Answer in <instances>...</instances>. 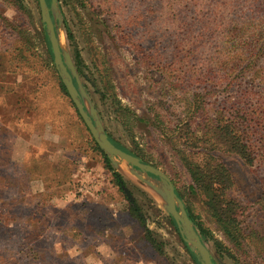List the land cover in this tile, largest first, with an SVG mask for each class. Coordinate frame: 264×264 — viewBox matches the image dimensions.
Returning a JSON list of instances; mask_svg holds the SVG:
<instances>
[{"label": "rangeland", "instance_id": "rangeland-1", "mask_svg": "<svg viewBox=\"0 0 264 264\" xmlns=\"http://www.w3.org/2000/svg\"><path fill=\"white\" fill-rule=\"evenodd\" d=\"M45 1L61 48L74 65L86 109L93 107L104 133L121 149L143 152L146 164L171 181L185 209L219 238L203 197L168 151L174 129L154 122V114L169 105H162L167 101L161 94L167 92L169 99L177 95L175 73L164 63H148L156 53L168 61L173 56L172 32L161 26L160 0H55L53 10L51 0ZM23 5L25 10L17 11L12 0H0V264H199L166 211L159 180L115 158L114 167L161 253L145 241L143 227L131 216L61 88L37 0H23ZM145 11L149 16L138 21ZM224 15L237 16L236 6ZM130 19L138 25L130 27ZM93 64L121 104L154 126L143 124L132 136L125 135L100 95ZM222 161L235 181L231 198L251 209L246 226H257L264 221L255 203L263 171L244 167L231 156ZM202 242L213 263L224 264L213 242Z\"/></svg>", "mask_w": 264, "mask_h": 264}, {"label": "trees", "instance_id": "trees-1", "mask_svg": "<svg viewBox=\"0 0 264 264\" xmlns=\"http://www.w3.org/2000/svg\"><path fill=\"white\" fill-rule=\"evenodd\" d=\"M12 2L17 11L25 10L23 0ZM156 2L161 26L172 32L173 56L168 61V56L156 53V58L148 57V63L150 66L164 63L163 67L175 73L177 95L169 99L167 92L161 94L167 101L162 105H169L164 112L154 114V122L174 129L166 144L168 151L188 174L192 188L203 197L207 218L219 238H213L188 208L186 213L201 240L213 242L224 264H264V221L255 227L246 226L251 209L231 198L235 181L222 161L223 156H231L244 167L259 174L263 171L264 176V0H208L205 4L202 0ZM235 6L238 15L226 19L224 14L232 12ZM148 12L140 13L143 15L138 21L149 16ZM201 12H205L202 17ZM128 24L138 25L132 19ZM64 27L71 41L66 23ZM76 61L81 63L78 51ZM93 67L98 75L100 95L126 136H132L143 124L154 126L151 119L139 117L123 106L98 66L93 64ZM61 88L67 95L62 85ZM107 137L115 147L146 164L143 152L123 150ZM94 147L129 204L131 216L143 227L145 241L160 254V247L150 237L137 206L126 195L127 183L95 143ZM260 183L255 203L258 212L264 215V180ZM175 194L181 198L178 191Z\"/></svg>", "mask_w": 264, "mask_h": 264}, {"label": "water", "instance_id": "water-1", "mask_svg": "<svg viewBox=\"0 0 264 264\" xmlns=\"http://www.w3.org/2000/svg\"><path fill=\"white\" fill-rule=\"evenodd\" d=\"M37 2L40 11L41 23L46 31L51 48L55 70L58 73L62 86L64 87L71 103L92 137L94 143L103 152V154L107 156L114 169L113 159L118 158L138 172L152 176L159 180L165 190L167 199L166 211L173 219L183 243L188 245L191 251L195 253L199 264H214L210 251L201 241L196 229L194 228L193 222H191V220L187 217L185 207L176 196L171 181L161 171L150 165L142 163L138 158L115 147L104 133L93 107L89 110L86 109L84 104L85 94L79 85V81L77 80L72 60L69 56L64 54L61 48L58 27L55 25V22L50 16L46 1L37 0ZM54 6L55 0H51L52 10L54 9ZM115 171L121 176L116 169ZM126 195L130 200H132L129 193Z\"/></svg>", "mask_w": 264, "mask_h": 264}]
</instances>
